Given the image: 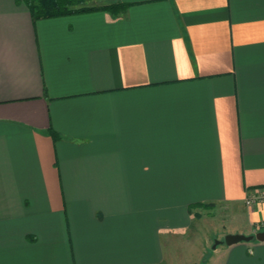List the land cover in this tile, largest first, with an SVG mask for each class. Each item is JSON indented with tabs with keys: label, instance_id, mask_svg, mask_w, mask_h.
<instances>
[{
	"label": "crops",
	"instance_id": "0c3cea01",
	"mask_svg": "<svg viewBox=\"0 0 264 264\" xmlns=\"http://www.w3.org/2000/svg\"><path fill=\"white\" fill-rule=\"evenodd\" d=\"M112 4L0 0V264H197L207 205L264 230V0Z\"/></svg>",
	"mask_w": 264,
	"mask_h": 264
},
{
	"label": "trees",
	"instance_id": "16d2710c",
	"mask_svg": "<svg viewBox=\"0 0 264 264\" xmlns=\"http://www.w3.org/2000/svg\"><path fill=\"white\" fill-rule=\"evenodd\" d=\"M21 2L28 6L34 20L91 13L102 10H108L115 14L127 7L124 4L88 7L85 5V0H21ZM204 207L209 208L211 206L207 205ZM209 259V255L205 256L202 264H207Z\"/></svg>",
	"mask_w": 264,
	"mask_h": 264
},
{
	"label": "rangeland",
	"instance_id": "374dc122",
	"mask_svg": "<svg viewBox=\"0 0 264 264\" xmlns=\"http://www.w3.org/2000/svg\"><path fill=\"white\" fill-rule=\"evenodd\" d=\"M204 209H205V211H203L204 221H201L200 227L197 228L200 231V234H201L200 236L204 238L201 237L198 239L197 248L201 247L202 245L201 250L203 249L205 251V256L209 255L211 257L213 253L216 251V250H213L212 248L214 245V241L220 240L218 238L219 232L223 231L224 228L226 229L228 225L230 224V222H234L235 219L231 217L230 209L227 207L219 206V207H209V208H204ZM237 213L238 215L240 214L239 211H237ZM222 237H221V240H224V238ZM210 259L207 262V264L211 262ZM202 261H199L197 264H202Z\"/></svg>",
	"mask_w": 264,
	"mask_h": 264
},
{
	"label": "water",
	"instance_id": "95a60500",
	"mask_svg": "<svg viewBox=\"0 0 264 264\" xmlns=\"http://www.w3.org/2000/svg\"><path fill=\"white\" fill-rule=\"evenodd\" d=\"M253 241L264 242V230H255L253 234H227L224 240H215L213 250H216L218 246L225 245L231 247L240 243H250Z\"/></svg>",
	"mask_w": 264,
	"mask_h": 264
},
{
	"label": "built area",
	"instance_id": "2783aa9c",
	"mask_svg": "<svg viewBox=\"0 0 264 264\" xmlns=\"http://www.w3.org/2000/svg\"><path fill=\"white\" fill-rule=\"evenodd\" d=\"M255 201H264V193L260 197H251L248 200V204L254 203Z\"/></svg>",
	"mask_w": 264,
	"mask_h": 264
}]
</instances>
